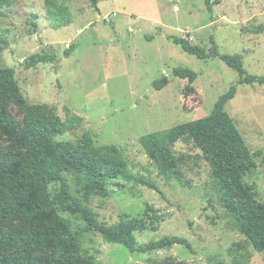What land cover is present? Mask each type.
Here are the masks:
<instances>
[{"label": "rangeland", "instance_id": "obj_1", "mask_svg": "<svg viewBox=\"0 0 264 264\" xmlns=\"http://www.w3.org/2000/svg\"><path fill=\"white\" fill-rule=\"evenodd\" d=\"M59 7L68 9L66 18L57 14ZM168 35L185 36L205 50L214 43L222 54L241 55L249 74L264 76V0H217L212 13L204 0H98L95 7L90 0H16L0 14V38L8 41L0 44V67L14 70L27 105L45 103L62 120L79 118L55 140L90 132L95 145L114 144L122 151L134 177L158 187L108 179V196L88 202L99 221L122 227L138 218L144 222L133 232L139 243L176 235L191 244V249L174 245L131 252L89 231L78 235L81 254H92L100 264H234L228 253L234 247L250 252L245 264H264V252L249 247L222 205L209 181L211 169L192 140L171 146L161 139L142 141L206 116L238 79L220 58L199 59ZM71 45L70 54L63 55ZM35 53H54L56 60L26 68L23 60ZM180 67L197 73L187 97V80L173 74ZM163 75L168 83L154 89L152 82ZM224 109L248 148L260 152L243 182L264 202V84H238ZM25 110L8 108L19 127ZM160 148L175 161L168 178L152 157ZM0 149L13 152L16 146L2 138ZM64 215L74 229L84 226L81 219Z\"/></svg>", "mask_w": 264, "mask_h": 264}, {"label": "trees", "instance_id": "obj_2", "mask_svg": "<svg viewBox=\"0 0 264 264\" xmlns=\"http://www.w3.org/2000/svg\"><path fill=\"white\" fill-rule=\"evenodd\" d=\"M15 1L0 0V14ZM97 2L90 0L93 7ZM204 2L212 13L217 0ZM57 14L64 19L68 9L59 7ZM167 39L199 59L220 58L238 73L237 85L264 84V76L245 70L241 55L220 53L212 37L209 50L191 43L185 36L168 35ZM0 44L8 45V41L0 38ZM72 48L73 45L68 46L62 54L68 56ZM55 60L54 53H35L25 58L23 64L29 68ZM173 74L187 80L183 91L187 97L197 73L180 67L174 68ZM167 83L168 78L163 75L155 79L152 86L160 90ZM236 84L218 97L206 116L178 124L160 135L152 134L142 141L161 139L166 146H171L179 139H191L208 163L210 184L218 192L233 223L245 236L249 247L264 252V202L258 201L243 182L245 174L254 169V157L260 152L248 148L224 109L236 94ZM10 105L26 108L21 127L10 116ZM75 120L79 118L62 120L55 107L45 103L27 105L14 70L0 67V139H9L16 146L13 152L0 149V264H100L92 254L80 253L78 235L89 231H97L107 242L121 244L131 252L145 253L174 245L191 249L185 237L176 235L139 243L133 232L143 229L144 222L138 218L125 221L122 227L98 220L88 202L93 196H108V179H134L159 189L147 179L134 177L126 157L116 145H95L90 132L74 140H55ZM152 157L160 163L165 177L175 173L171 168L175 165L172 154L160 148ZM147 209L154 211L150 206ZM65 213L81 219L84 226L74 229L71 218ZM228 253L234 264L246 263L250 258L249 251L240 252L234 247H230Z\"/></svg>", "mask_w": 264, "mask_h": 264}]
</instances>
